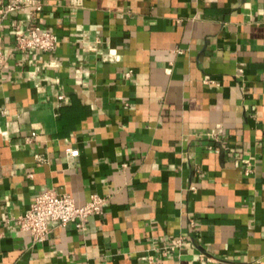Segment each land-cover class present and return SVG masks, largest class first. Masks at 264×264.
<instances>
[{"label":"crops","instance_id":"0c3cea01","mask_svg":"<svg viewBox=\"0 0 264 264\" xmlns=\"http://www.w3.org/2000/svg\"><path fill=\"white\" fill-rule=\"evenodd\" d=\"M43 2L52 51L0 20V264H264V0ZM49 188L106 201L34 242Z\"/></svg>","mask_w":264,"mask_h":264},{"label":"built area","instance_id":"2783aa9c","mask_svg":"<svg viewBox=\"0 0 264 264\" xmlns=\"http://www.w3.org/2000/svg\"><path fill=\"white\" fill-rule=\"evenodd\" d=\"M82 1L69 0V6L74 9L79 8L82 6ZM43 5V0H9L0 4V20H4L11 13L18 12L23 15L26 22L25 27L14 34L16 50L23 52L36 49L47 52L55 49V34L35 22V17L42 10ZM205 82H214V80L206 79ZM77 155V149L68 150V156ZM191 189L195 188L191 186ZM105 201L104 196L92 193L87 201L78 204L70 194L49 188L38 192L28 209L14 216L11 222L15 224L18 231L27 232L32 241L43 242L53 228L64 226L69 222H74L78 228H84L89 215L101 213ZM3 234L0 223V238ZM176 244H181L180 239L176 240ZM147 258L151 264L153 255L148 254ZM205 262L207 259H203L201 264Z\"/></svg>","mask_w":264,"mask_h":264}]
</instances>
